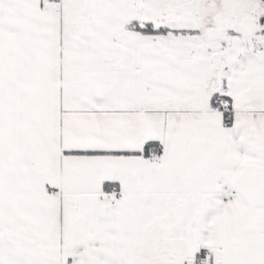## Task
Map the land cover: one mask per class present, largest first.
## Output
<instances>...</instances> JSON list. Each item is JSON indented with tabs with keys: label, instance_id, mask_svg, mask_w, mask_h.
I'll list each match as a JSON object with an SVG mask.
<instances>
[{
	"label": "snow or ice",
	"instance_id": "snow-or-ice-1",
	"mask_svg": "<svg viewBox=\"0 0 264 264\" xmlns=\"http://www.w3.org/2000/svg\"><path fill=\"white\" fill-rule=\"evenodd\" d=\"M0 264H264V0H0Z\"/></svg>",
	"mask_w": 264,
	"mask_h": 264
}]
</instances>
